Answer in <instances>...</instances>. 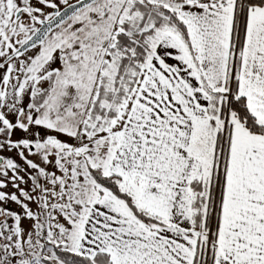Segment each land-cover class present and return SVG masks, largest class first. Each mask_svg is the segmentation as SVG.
Returning <instances> with one entry per match:
<instances>
[{
    "label": "crops",
    "instance_id": "obj_1",
    "mask_svg": "<svg viewBox=\"0 0 264 264\" xmlns=\"http://www.w3.org/2000/svg\"><path fill=\"white\" fill-rule=\"evenodd\" d=\"M150 1L177 13L191 49L171 26L151 38L138 80L114 118L108 174L118 175L137 207L164 224L140 220L124 201L103 192L71 223L77 239L71 252L90 258L102 253L111 264H200L219 173L217 141L224 133L218 119L228 99L213 103L209 91L237 89L264 124V6L251 7L242 23L237 0ZM120 106H128L121 126ZM222 159L209 264H264V136L232 122ZM194 181H202L201 193ZM201 196L204 220L197 226L194 202Z\"/></svg>",
    "mask_w": 264,
    "mask_h": 264
},
{
    "label": "rangeland",
    "instance_id": "obj_2",
    "mask_svg": "<svg viewBox=\"0 0 264 264\" xmlns=\"http://www.w3.org/2000/svg\"><path fill=\"white\" fill-rule=\"evenodd\" d=\"M136 3L157 5L150 0H96L40 45L5 65L0 135L5 133L6 138L0 154L7 163L0 181L7 188L8 219L6 236L1 233L0 264H47L44 260L64 264L54 246L62 244L73 251L77 240L73 220L79 222L87 202L103 192L112 195L93 179L89 166L108 174L117 128L114 118L93 119L91 112L102 79H107L108 89L114 88L122 57L113 50L116 36L125 21L134 26L141 20L142 13L132 11ZM17 46L14 42L3 46L0 59ZM102 105L116 107L106 100ZM127 108L120 106L119 126ZM234 121L237 118L231 115L219 118L220 131ZM221 161L222 149L217 153L216 172ZM202 234L205 257L207 248L215 247L213 229L204 228Z\"/></svg>",
    "mask_w": 264,
    "mask_h": 264
},
{
    "label": "trees",
    "instance_id": "obj_3",
    "mask_svg": "<svg viewBox=\"0 0 264 264\" xmlns=\"http://www.w3.org/2000/svg\"><path fill=\"white\" fill-rule=\"evenodd\" d=\"M239 6L242 7V23L245 19L247 11L251 7L264 6V0H237ZM163 11L161 15L160 10ZM139 10L142 13V18L137 25H132L130 21H125L120 31L116 36V47L122 53V57L119 59L118 71L115 76V83L113 90L106 87V78L102 79V83L99 88L97 99L94 103L91 117L96 119L98 116L101 118L113 119L118 115V107L128 97L129 93L133 90L138 75L141 70V65L145 62L149 49L150 40L155 36L158 30L162 29L165 25L171 26L177 29L188 47L191 49L189 34L185 24L179 18L177 13L169 10L162 5H145L142 3H136L132 9ZM151 28L147 29L148 26ZM126 85L128 88H126ZM211 94L213 103L220 98H228V104H222L220 113L223 116L231 115L236 117L237 120L246 127L251 133L264 136V124L260 123L257 118L251 113L247 106V100L244 96L238 94L235 89L231 94L226 92L209 91ZM107 102L115 105L116 107L106 108L102 105V102ZM231 124L227 127L224 133L219 134L217 141V150L226 149V139L230 131ZM223 160V159H222ZM90 173L93 179L100 185L107 188L116 198L124 201L137 218L146 223L164 224L160 219L155 216L149 215L141 211L131 194L121 189L119 185L120 177L116 174H105L101 168L89 166ZM224 177V162L222 161V167L219 170L217 176V182L215 183L213 190L210 193V207L206 215L205 226L213 229V235L211 236V242L216 244V235L218 230V211H219V199ZM194 191L201 193L203 191L202 181H194L192 183ZM201 198L196 199L194 202V208L199 209L194 214L195 225L203 223L204 214L201 213ZM57 257L64 264H111L109 259L105 258L104 254L98 253L94 258H90L86 255L71 252L62 245L54 246ZM203 259V258H202ZM47 264H54L47 260H44ZM203 263L201 260L200 264ZM210 263V256L208 259Z\"/></svg>",
    "mask_w": 264,
    "mask_h": 264
},
{
    "label": "flooded vegetation",
    "instance_id": "obj_4",
    "mask_svg": "<svg viewBox=\"0 0 264 264\" xmlns=\"http://www.w3.org/2000/svg\"><path fill=\"white\" fill-rule=\"evenodd\" d=\"M78 1L80 0H0V55L3 46L13 42L18 44L13 52L6 53L5 58L0 59V84L7 74L4 69L5 65L20 54L27 53L40 45L54 29L70 19L72 16L59 25L50 28L42 41L34 42L41 29H46L49 22L54 20L68 6ZM28 43H31L30 46L26 50L20 51ZM5 138V133L0 135V150L5 144ZM6 163V157L0 154V173ZM7 198V188L4 182L0 181V248L3 244L1 233L3 231L4 236H6L7 232Z\"/></svg>",
    "mask_w": 264,
    "mask_h": 264
},
{
    "label": "water",
    "instance_id": "obj_5",
    "mask_svg": "<svg viewBox=\"0 0 264 264\" xmlns=\"http://www.w3.org/2000/svg\"><path fill=\"white\" fill-rule=\"evenodd\" d=\"M94 1H96V0H80V1H78L76 3H73L70 6H68L54 20H52L51 22H49V26L46 29H41V31L39 33V36L36 37V40L34 42L35 43H38V42L42 41V39L44 38V36L46 35L47 31L50 28H53V27L59 25L63 21H65L68 18H70L71 16H73L76 12H78L79 10H81L83 7L89 5L90 3L94 2ZM30 44L31 43H28L27 45H25L24 47H22L20 49V51L26 50V48L28 46H30Z\"/></svg>",
    "mask_w": 264,
    "mask_h": 264
},
{
    "label": "built area",
    "instance_id": "obj_6",
    "mask_svg": "<svg viewBox=\"0 0 264 264\" xmlns=\"http://www.w3.org/2000/svg\"><path fill=\"white\" fill-rule=\"evenodd\" d=\"M207 249H208L207 256H205V257L203 256V263L202 264H209L208 259H209V252L210 251H209V248H207Z\"/></svg>",
    "mask_w": 264,
    "mask_h": 264
}]
</instances>
